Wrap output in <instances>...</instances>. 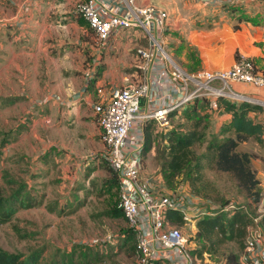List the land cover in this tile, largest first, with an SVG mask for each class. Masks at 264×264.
<instances>
[{
	"label": "rangeland",
	"instance_id": "374dc122",
	"mask_svg": "<svg viewBox=\"0 0 264 264\" xmlns=\"http://www.w3.org/2000/svg\"><path fill=\"white\" fill-rule=\"evenodd\" d=\"M147 1L169 13L170 27L169 31L164 33V49L183 69L174 55L182 54L187 61L195 62L198 51L189 44L190 40L205 48L223 45L232 48L233 40L225 43L219 39H227L231 34L240 39V35L245 32L247 36L252 37V46L264 48V17L243 18L241 15L237 17L230 14L224 16L200 6L195 0ZM14 10L7 1L0 0V20L6 19ZM10 32L12 34V30ZM10 34L6 35L10 36L8 42L14 39ZM138 34L141 41L138 45L148 47L144 33L138 31ZM2 42L3 39L0 38V45ZM23 42L25 38L21 37L20 43ZM85 42H89L93 47L89 31L80 38V45ZM134 45L135 43L130 46L135 47ZM75 46H62L59 49L60 57L78 48ZM133 47L127 51L132 56ZM48 51L50 58L57 59L58 51L55 47H49ZM8 52L0 46V190L5 196H9L18 186L26 185V194L31 196L33 206L19 210L10 223L0 226V249L23 256L41 251L43 264H61L64 255L69 264H136L135 254L120 248L123 240L122 230L128 229L125 220L110 215L118 196L117 190L112 187L113 178L108 173V166L98 162L82 163V159L88 154L96 155L102 150L97 137L96 119L82 118V124L70 121L63 126H57L56 123L47 125L45 118L50 113L39 105V101L46 96V88L50 90L56 85L55 75L57 76L58 72L51 70L50 66L49 70L46 69L50 75L44 77L40 72V65L38 72H30V67L25 68V65L33 59H18L19 53L13 46L12 52L17 58L7 65L5 60L10 58ZM234 55L235 58L239 56L237 51ZM37 60L40 62V58ZM186 70L193 72L191 68ZM108 87L110 85L106 83V91ZM90 94L93 99L97 94L96 90H91ZM10 97L16 98L12 104L6 101ZM185 116L186 111H182L181 115L173 120L172 128L163 133L188 127L193 116ZM224 126L225 119L220 115L203 119L200 129L205 128L206 135L201 143L192 148L195 155L201 157L200 175H195L191 165L190 173L182 175L179 179L190 192L198 196L217 203L235 202L246 206L249 212L252 211L251 214L262 216L264 147L248 140L237 148L240 153L251 152L255 156L252 159V168L256 170L258 188L262 194L256 206L252 197L240 189L230 174L216 170L214 155L207 149L210 141L218 138ZM87 128H90V131ZM158 137L159 135L155 137V148L144 158L142 172L145 176H151L158 171ZM9 180L17 186L11 187ZM183 231L186 237L193 235L186 228H183ZM191 241L192 239L189 242ZM237 248L236 244L227 243L221 247L218 254L208 258L215 264H222L220 253L237 252Z\"/></svg>",
	"mask_w": 264,
	"mask_h": 264
},
{
	"label": "built area",
	"instance_id": "2783aa9c",
	"mask_svg": "<svg viewBox=\"0 0 264 264\" xmlns=\"http://www.w3.org/2000/svg\"><path fill=\"white\" fill-rule=\"evenodd\" d=\"M138 1L85 0L72 8V14L86 23L99 56L117 32L142 31L148 41V47H134L135 65L130 67L126 84L112 88L108 97L92 104L102 150L96 155L88 154L82 163H104L116 175L117 208L134 234L136 264H215L205 257L199 258L195 254L196 244L189 242L195 235L196 222L219 214L230 217L239 209L246 211V206L214 202L190 192L182 183L167 188L157 173L142 177L145 127L152 123L155 134L171 128L173 119L196 100L206 102L211 111L217 109L219 98L231 103L246 102L264 110V101L235 89L240 85L251 86L255 91L264 89V76L257 74L253 62L244 55H239L229 69L186 72L164 49V33L170 27L167 10ZM195 1L211 11L244 2ZM52 102L63 104L58 95L49 94L39 105ZM170 211L182 218L184 227L169 223ZM260 217H250L252 224L246 227L239 264H264ZM183 228L193 235L186 237Z\"/></svg>",
	"mask_w": 264,
	"mask_h": 264
},
{
	"label": "crops",
	"instance_id": "0c3cea01",
	"mask_svg": "<svg viewBox=\"0 0 264 264\" xmlns=\"http://www.w3.org/2000/svg\"><path fill=\"white\" fill-rule=\"evenodd\" d=\"M5 1L8 2L9 6L15 8L14 11L7 15L6 19L0 20V23L2 21L5 22V24H0V38L3 39L0 46L1 49L5 48V51H9L8 53L10 54L9 56L7 53L10 58L8 59L9 61L5 60V64H11L17 58L12 52L13 46L19 53L17 55L19 56L18 59L24 57L25 59L28 57L33 59L29 64L25 65V68L30 67V72H38V65H40V72L45 75L44 77L50 75V72L46 71V69L49 70L50 66H52L51 70L58 72V75H55L56 85L50 90L46 88V95H58L62 99L63 104L59 105L52 102L46 106H41L50 113L45 118L47 125L56 123L57 126H63L70 121L82 124V118L94 119L92 104L101 98L108 97L112 88L126 84V77L132 70L130 67L135 65L134 55L128 54L127 51L133 47L130 46L131 44H140L139 34L132 31H121L120 33L112 34L107 45L102 47L101 55L99 56L89 42L81 43L82 45H80V38L88 30L86 25L80 23V19L72 14L73 6L85 0ZM138 3L141 5L151 4L147 0H139ZM220 10L215 12L224 16L230 14L231 16L236 15L239 17L241 15L240 17L243 18L264 17V3L260 0H244L240 5L225 6ZM10 30H12V34H10ZM9 34L14 37L11 42H8L10 36H6ZM246 34L243 32L240 35V39H237L232 34L227 39H219V41L225 43L233 40L232 48L224 45L205 48L194 44L190 40L189 44L198 51V58H196L195 62L187 61V58L185 59L182 54L174 56L177 57L184 67V69L181 67L183 70L187 72L186 69L191 68L194 72L197 70L229 69L237 60L234 55V52L237 51L238 55H244L253 62L258 75L264 76V48L259 49L252 46L253 39ZM21 37L25 38V42L20 43ZM64 45H73V47L77 45L78 48L60 57L59 53L61 52L59 49ZM49 47L57 49V59L50 58ZM110 55H115L119 58L115 56L106 58ZM38 58H40V62H38ZM133 79L135 80L136 77H133ZM106 83L110 85L107 91L104 88ZM235 89L247 96L251 95L264 101V89L255 91L251 86L241 85L235 86ZM91 90H96L97 93L93 99H91ZM221 118L225 119V124L230 121V115H221ZM249 118L255 123L264 126V110L260 113H250ZM90 125L92 126V123ZM92 127L95 128L94 126ZM87 129L90 131V128ZM98 135L99 129L97 137ZM141 175L145 177L143 172Z\"/></svg>",
	"mask_w": 264,
	"mask_h": 264
},
{
	"label": "trees",
	"instance_id": "16d2710c",
	"mask_svg": "<svg viewBox=\"0 0 264 264\" xmlns=\"http://www.w3.org/2000/svg\"><path fill=\"white\" fill-rule=\"evenodd\" d=\"M80 21V23L86 25L82 19ZM86 29H88L87 25ZM6 101L12 104L16 101V98L10 97ZM216 106L217 109L211 111L208 109L206 102L194 101V103L183 110L184 112L186 111V118L193 116L190 119V125L183 128V130L171 129L163 133L167 129L155 134L154 125L148 123L145 127L144 157L155 148V139H157L155 137L159 135L160 146L156 148V160L159 165L157 177L161 181L163 180L162 184L167 188L180 184L182 180L179 178L186 173H190L192 169L198 177L201 170V157H197L192 148L197 143H201L206 135L204 132L205 128L200 129L203 119L214 118L216 115H230V121L220 130L218 138L210 141L207 149L214 155L216 170L230 174L240 189L252 197L254 204L257 206L262 194L258 188L259 180L256 177V170L252 168V159L255 156L251 152L240 153L237 148L241 143H245L248 140H252L255 144L264 147V126L255 123L249 118L250 113H260L262 109L257 105L246 102L231 103L220 98L216 100ZM174 115L172 114L171 117L174 118ZM108 173L113 178L112 187L117 190L118 196L117 177L109 168ZM8 184L11 187L17 186L11 180L8 181ZM228 202H222V204L226 205ZM117 205L118 198L110 215L113 218L124 219ZM32 206L31 196L26 194V185L18 186L11 191L9 196H5L0 190V226L10 223L19 210L29 209ZM251 212L248 209L246 211L239 209L230 217H227V214H219L198 220L196 222V232L192 238V242L196 244L195 254L199 258L204 259L205 257L209 259L208 257H214L218 254L221 247L225 244L234 243L238 247L237 252H222L220 253V258L222 264H239V256L245 243L246 227L252 224L250 217L257 216L251 214ZM167 218L169 223L175 227H183L184 225L182 218L174 212L170 211ZM259 227L264 235V215L260 217ZM122 238L120 248L135 254L134 234L132 231L129 229L122 230ZM68 262V258L64 255L61 264H69ZM0 264H43L42 254L41 251H34L27 256H23L10 254L0 249ZM50 264L59 263L52 262Z\"/></svg>",
	"mask_w": 264,
	"mask_h": 264
}]
</instances>
